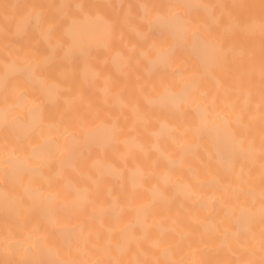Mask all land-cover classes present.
<instances>
[{"label":"bare ground","instance_id":"6f19581e","mask_svg":"<svg viewBox=\"0 0 264 264\" xmlns=\"http://www.w3.org/2000/svg\"><path fill=\"white\" fill-rule=\"evenodd\" d=\"M0 264H264V0H0Z\"/></svg>","mask_w":264,"mask_h":264}]
</instances>
